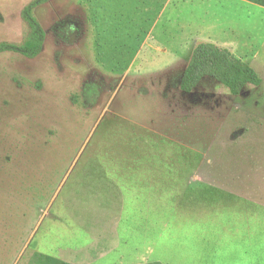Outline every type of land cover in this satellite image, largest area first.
Here are the masks:
<instances>
[{
	"label": "rangeland",
	"instance_id": "obj_1",
	"mask_svg": "<svg viewBox=\"0 0 264 264\" xmlns=\"http://www.w3.org/2000/svg\"><path fill=\"white\" fill-rule=\"evenodd\" d=\"M31 1L0 0V43L27 37ZM175 1L124 44L90 0H50L41 54L0 55V264H264V7ZM203 42L262 84L182 92Z\"/></svg>",
	"mask_w": 264,
	"mask_h": 264
},
{
	"label": "trees",
	"instance_id": "obj_2",
	"mask_svg": "<svg viewBox=\"0 0 264 264\" xmlns=\"http://www.w3.org/2000/svg\"><path fill=\"white\" fill-rule=\"evenodd\" d=\"M50 0H32L22 10V19L29 27V33L20 44L1 42L0 55L19 54L28 59L38 57L46 40V32L35 16V10ZM264 7V0H245ZM205 78H211L225 87L233 96H238L247 86L258 87L262 78L248 62L236 57L229 49L214 43H199L192 52L191 59L179 82L184 93L193 92ZM28 264H72L54 256L34 252Z\"/></svg>",
	"mask_w": 264,
	"mask_h": 264
},
{
	"label": "crops",
	"instance_id": "obj_3",
	"mask_svg": "<svg viewBox=\"0 0 264 264\" xmlns=\"http://www.w3.org/2000/svg\"><path fill=\"white\" fill-rule=\"evenodd\" d=\"M97 16L96 25L102 35L117 37L114 41L135 43L148 41L161 21H174V0H90ZM170 9V10H169ZM108 10V11H107ZM113 14V22L104 17ZM109 28V29H105ZM112 28V29H111ZM99 34V33H97Z\"/></svg>",
	"mask_w": 264,
	"mask_h": 264
}]
</instances>
